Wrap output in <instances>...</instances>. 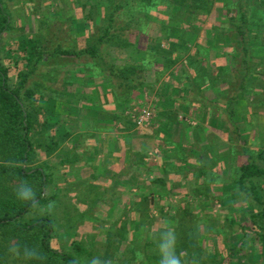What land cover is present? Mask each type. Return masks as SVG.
<instances>
[{
    "label": "trees",
    "instance_id": "trees-1",
    "mask_svg": "<svg viewBox=\"0 0 264 264\" xmlns=\"http://www.w3.org/2000/svg\"><path fill=\"white\" fill-rule=\"evenodd\" d=\"M56 1L63 0L51 2ZM97 2L96 6H92L90 15L83 17V21L92 26L93 32L85 35V46L79 49L76 42L69 41V33L66 38H61L58 35L61 31L54 29H47L44 34L39 32L36 38L28 37L23 41H19L16 36L10 37L16 30L14 17L6 1L0 0V264H18L16 259H11L12 256L8 252V247L13 242L40 247L46 254V264H78L70 250L75 252L76 249L75 253L81 257L90 254L89 249L86 251L80 245L68 248L67 251L64 250L66 246H63V243L62 250L51 246L54 242L60 244L52 217L38 216L29 221L24 220L30 212H36V215L42 213L41 209L46 204L58 200L59 191L56 184L52 189L54 194L49 193V186L55 183L53 179L57 169L52 167L50 161L36 166L39 158L42 156L50 160L62 152L66 156L60 166L66 171L73 169L81 156L77 144L79 140L75 137L82 129L80 112L73 118L62 117L61 122L54 125H63L64 137L72 141L70 155L61 149L57 131L49 125L47 110L41 103L44 97L62 95V92L45 86V80L54 82L58 73H44L38 81L34 77L38 70L50 67L54 69L61 65L83 67L96 81L112 87L118 114L130 113L133 110L130 113L132 115L135 109L140 112L142 106L138 103L145 100L144 93L151 95L156 88L159 89L157 97L160 102H165L169 108L185 107L188 113L194 114L192 108L199 104L203 109L207 106L208 110V105L201 96L216 87H223L224 92L231 90L235 87L234 80L239 77L243 79L239 86L244 91L241 96L256 91L260 99L258 104L264 107V58L259 63L252 59V53L259 50L256 48L257 43L264 41L261 34L264 29V0ZM160 18L166 22H180L184 28L198 26L210 18L205 25L210 34L218 36L219 46L213 51L214 47L206 46L202 39L196 43L194 40L186 41L188 31L185 29L174 39L167 25L161 26L166 35L159 37L155 31L157 26L154 20ZM122 24H125V27ZM150 43L160 45L159 48L166 45L170 49L183 46L188 54L183 56L171 51L169 55H161L159 48H148ZM114 49L143 52L144 57L139 62L121 64L112 57L111 50ZM219 51L221 56L214 61L213 53L218 54ZM81 61L82 64L79 63ZM220 63L226 64L225 67H220ZM7 64H13L18 69L17 73H12ZM149 76H152V81L148 80ZM41 81H44V84ZM257 97L255 98L258 99ZM196 135L199 137L198 132ZM197 137L195 138L198 139ZM192 145L186 148L191 155L184 159L186 163L190 159L193 160L200 169H194L189 163L185 165L189 168L183 167L180 172L184 178L182 183L203 180L202 187H208L205 189L208 191L216 185L229 186L232 190L229 192L231 197L236 198L234 206H243L248 220L243 226L238 225L241 229L239 240L229 247L230 255L238 248L244 249L246 241L253 235L259 245L257 247L263 252L264 152L260 150L252 153L246 149L244 153L247 158H244L247 161L242 166L232 167L231 172L228 170L226 174H222L218 173V169L206 168L207 162L211 168L215 167L220 158L209 159L210 154ZM164 149L162 148L163 161L166 163L167 159L170 160L166 163V166H170L175 159L168 158L170 152ZM237 150L234 147L230 149L229 160L233 163L239 153ZM138 163L136 161L134 164ZM150 167L157 168V165ZM21 181L32 185L36 194L33 201L26 202L17 198L16 188ZM155 181L157 185L163 184L164 186H160L162 188L169 186L166 180ZM182 183L176 186L178 191L183 189ZM199 190L204 192L202 188L196 191ZM192 195L196 196L195 193ZM231 224L236 226L238 223L233 220ZM132 247L135 246L132 245L128 252L130 259L138 256ZM199 249L196 247L195 251H199L200 257H203L206 253ZM212 256L215 264H219L217 253Z\"/></svg>",
    "mask_w": 264,
    "mask_h": 264
},
{
    "label": "rangeland",
    "instance_id": "rangeland-1",
    "mask_svg": "<svg viewBox=\"0 0 264 264\" xmlns=\"http://www.w3.org/2000/svg\"><path fill=\"white\" fill-rule=\"evenodd\" d=\"M5 1L14 17L16 29L13 35L9 36H16L19 41L26 40L28 37L36 38L37 35L39 36V32L44 34L49 29H54V31H61L58 33L61 38H66L69 33L71 37L69 41L76 42L79 49H83L87 38L85 35L88 36L93 32L92 26L89 22L83 21V17L90 15L93 10L92 6H96L98 0H63L53 3L52 0ZM154 21L157 26L155 31L157 35H160H158L159 37L166 35L161 26L167 25L170 27L174 39H177L181 31L185 29L188 31L186 41L194 40L196 43L202 39L206 46L214 47L213 51L214 49L216 51L219 46L218 36L210 34L206 27V22L210 21V18L191 28H184L180 22H166L161 18ZM122 25L125 27V24ZM261 34L264 39V29ZM150 44L148 48L151 49H158L160 46ZM172 48L170 49L167 45L161 46L159 51L161 55H169L171 51H176L183 56L188 54L187 49L183 46ZM256 48L259 50H256L257 53H252V59L255 63H259L264 58V41L263 43L258 42ZM111 54L113 59L121 64L123 62H139L144 57L143 52L136 53L117 49L111 50ZM219 56H221L220 51L218 54L213 53L214 61ZM79 63L82 64L83 61ZM7 65L12 73H17L18 69L13 64ZM225 65L220 63L219 66L225 67ZM50 68L38 70L34 77L39 81L44 73H58L54 82L45 80L47 82L45 86L62 92V95L44 97L41 103L47 110L49 125L57 131L61 149L71 155L72 141L64 137L63 125L59 127L54 125L61 122L62 117L73 118L80 112V128L94 127V120L99 115V110L105 111V108H110L112 104L114 107L109 110L116 109L115 92L112 87L101 81H96L92 74L86 72L81 66L61 65L54 69ZM254 78L258 79L259 77ZM148 80L152 81V76H149ZM41 82L44 84V81ZM242 82L243 79L239 77L234 80L235 87L231 90L224 92L223 87H216L206 91L201 97L207 103L208 110L207 106L206 109H203L198 104L192 111L194 114L188 113L185 107L173 109L169 108L165 102V104L161 103L157 97L159 90L157 88L151 95L144 93L145 100L138 105H141L142 109L150 107L155 111V117L147 128H140L133 119L134 115L138 113L136 109L132 115L130 113L133 110L124 114L123 112L118 114L116 111V121L122 123V128L125 130L123 133H139L142 136L144 134L148 141H145L144 152L138 151L131 155L133 163L139 162L138 165H135V171L132 168L129 170L127 165L125 170L117 172L120 178L131 173L132 179L131 183L123 184L122 190H117L121 194L128 193V195L125 193L126 198L123 196L125 200L119 199L122 196H115V193L112 195L113 199L103 200L104 204L109 205L108 209H103L100 206L102 201L98 200L100 195L102 198V194L108 191H100L96 183H93L92 179L96 177L93 178L91 175L93 173L95 175L97 171L96 164L87 160L95 154L93 148L81 149L83 146L78 145L79 151L84 155L79 156L80 159L73 169L66 171L60 166L62 159L66 156L64 153L60 152L50 160L41 156L36 166L50 161L52 167L57 169L53 179L55 183L49 186V193L54 194L52 189L56 184L59 191L58 200L46 204L41 209L42 213L39 212L36 215V212H30L24 220L29 221L38 216L52 217L61 245L54 242L51 246L62 250L63 243V246H66L64 248L66 251L69 250L68 248L78 245L86 251L90 250V254L84 257L75 253L76 249L75 252L70 250L78 264H90V261L97 256L104 259L106 264H158V255L151 233L154 230L159 231L165 221L176 227L178 252L183 253V264H200L202 262L215 264L212 255H216V253L219 264H264V251L262 252L257 247L259 245L254 235L246 241L244 249L238 248L231 252V255L229 253V247L239 240L241 229L238 225L243 226L248 221L243 206H234L236 198L231 197L232 190L229 186L216 185L208 191L205 190L208 187H202L203 180L199 182L191 180L183 184L184 178L180 173L188 163L193 165L194 169H200L197 164L193 163V160L190 159L188 163L185 161L186 157L191 155L186 151L187 145L191 147L190 144H194L204 153L210 154L209 159L220 158V162L215 167L211 168L207 162L206 168L218 169L219 172H217H222V174L223 172L226 174L228 170L231 172L232 167L237 168L238 165L242 166L247 161V155L244 153L246 149L252 153H257L260 150L264 152V107L258 104L260 99L257 95L259 94L255 90V93L241 96L244 93L239 87ZM110 121L106 122L104 119L103 123L107 125L111 123ZM197 132L199 137L196 135ZM84 137L79 136V142H82ZM122 138L127 141L124 135L119 136V139ZM233 147L237 148L239 152L235 156L237 158L234 163L229 160L230 149ZM162 148L168 149L170 152L168 158L175 159L170 166H166L170 160L167 159L166 163L163 161ZM183 151L185 152L182 153ZM145 164L157 165L158 168L144 167ZM84 178L86 181L83 180ZM155 180H166L169 186L162 188L160 186L164 185L161 183V185H157ZM180 183L183 186L182 195H178L176 187ZM199 188L204 189V192L196 191ZM105 190H107L106 187ZM193 193L196 196H193ZM226 193L229 195L227 196ZM133 194L139 196L129 197ZM133 201L135 202L134 206H132ZM128 205L132 208L128 209ZM233 220L238 223L236 226L231 224ZM132 245L135 246L132 248L138 253V256L130 259L128 252ZM196 247L204 250L206 254L204 253L205 255L200 257L199 251H195ZM133 251L131 249V254Z\"/></svg>",
    "mask_w": 264,
    "mask_h": 264
},
{
    "label": "crops",
    "instance_id": "crops-1",
    "mask_svg": "<svg viewBox=\"0 0 264 264\" xmlns=\"http://www.w3.org/2000/svg\"><path fill=\"white\" fill-rule=\"evenodd\" d=\"M194 106L192 108V111L193 109L195 110L196 108ZM111 107L113 108L114 106L111 105ZM110 108H105V111L102 112L101 110L98 111L99 115L94 120L95 123L94 127L91 128L84 127L75 134L76 138H78L79 136H83V137L85 136L82 139V142L80 141L77 143L78 145L83 146V148L81 149L84 148L86 149V147L93 148L95 152V154L91 155L90 159L87 160L89 162H92L93 164H96L95 168L97 171L95 175H93L94 173L91 175L93 176V178L94 176L96 177L92 179L93 183H96V186H98V189L100 191L101 190H103V192L108 191L102 194L103 196L102 198L100 195L98 199L99 201H102L100 203L101 205L100 204L98 205H100L103 209L109 208V205L104 204L103 202L106 200L113 199L112 195H114V193L115 196L116 195L122 196V198L119 199L125 200L124 197L126 194L128 195V193L124 192L121 194L120 191L117 190H122L123 184L131 183V179H132L131 173L128 176H122V178H120L117 172H119L120 170H125L127 165L129 170H131L132 168L135 171L136 164L133 163L131 155L133 153H137L138 151L144 152V149H146L145 141L146 140L148 141V139L146 138V136H144V134L142 136V134L139 135V133L138 134L131 133L132 135L130 133H123V131L125 130L122 128L121 125L122 123L116 121V117H115L116 109L109 110ZM104 119L106 120V122H109L111 120L110 121L111 123L104 125L103 123ZM123 135L127 141L123 140V138L119 139V136H123ZM83 155H84L83 152H81V156ZM148 166L151 165L145 164L144 167H148ZM83 180L86 181L85 178ZM105 187L107 190H105ZM181 191H178V195H182ZM132 196L138 197L139 195L137 194L129 195V197ZM134 205L135 202L133 201L132 206ZM127 207L128 209L132 208L130 205H128Z\"/></svg>",
    "mask_w": 264,
    "mask_h": 264
},
{
    "label": "clouds",
    "instance_id": "clouds-1",
    "mask_svg": "<svg viewBox=\"0 0 264 264\" xmlns=\"http://www.w3.org/2000/svg\"><path fill=\"white\" fill-rule=\"evenodd\" d=\"M35 195L31 184L24 181L18 184L16 188L18 199L31 202ZM151 235L158 255V264H183V253L178 252V233L175 225L165 221L164 226L159 231L154 230ZM8 252L18 264H46V254L38 246L13 242L9 245ZM90 264H106V261L97 256Z\"/></svg>",
    "mask_w": 264,
    "mask_h": 264
},
{
    "label": "built area",
    "instance_id": "built-area-1",
    "mask_svg": "<svg viewBox=\"0 0 264 264\" xmlns=\"http://www.w3.org/2000/svg\"><path fill=\"white\" fill-rule=\"evenodd\" d=\"M154 113L155 111H153L152 108H144L134 115L133 119L140 128H147L151 125L155 117Z\"/></svg>",
    "mask_w": 264,
    "mask_h": 264
}]
</instances>
